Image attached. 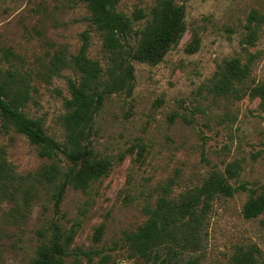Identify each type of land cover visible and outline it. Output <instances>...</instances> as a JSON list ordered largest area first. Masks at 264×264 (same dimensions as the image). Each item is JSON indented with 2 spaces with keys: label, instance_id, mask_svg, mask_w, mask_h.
<instances>
[{
  "label": "rangeland",
  "instance_id": "obj_1",
  "mask_svg": "<svg viewBox=\"0 0 264 264\" xmlns=\"http://www.w3.org/2000/svg\"><path fill=\"white\" fill-rule=\"evenodd\" d=\"M186 8V31L158 64L133 60L132 95L121 91L106 98L94 120L92 146L99 157L113 161L108 175L87 191L69 187L56 214L41 190L25 218H11L13 202L0 203V264H23L35 254L37 230L59 218L77 230L64 264H150L133 256L124 240L147 220L166 190L171 196L200 186L214 171L226 175L232 162L241 166L231 183L251 191L217 196L206 225L201 250L186 258L199 264H226L237 246L257 245L264 255V213L246 219L244 203L264 192V107L259 97L241 99L214 91L221 65L231 58H252L246 86L264 83V0H176ZM156 0H120L118 10L135 18ZM146 18L134 21V30ZM91 34L88 55L106 66L100 34L79 0H0V70L31 72V98L24 111L41 119L47 132L63 140L67 78L71 69L47 78L44 71L57 51L66 55L81 47L82 33ZM249 34H257L248 43ZM133 46L136 39L132 38ZM37 72H42L38 74ZM28 79V78H27ZM0 149L14 170L35 173L50 160L37 145L0 122ZM78 223V224H76ZM93 252L88 257L84 252ZM96 252V253H94ZM183 264H186L184 261Z\"/></svg>",
  "mask_w": 264,
  "mask_h": 264
},
{
  "label": "trees",
  "instance_id": "obj_2",
  "mask_svg": "<svg viewBox=\"0 0 264 264\" xmlns=\"http://www.w3.org/2000/svg\"><path fill=\"white\" fill-rule=\"evenodd\" d=\"M90 12L91 25L100 34L106 66L88 55L91 34L82 33L83 43L76 53L57 51L43 74L50 78L64 69L68 77L70 97L65 98L66 113L62 118V141L51 136L41 119L30 117L24 106L31 98L29 76L14 68L0 70L1 129H15L37 145L39 154L50 160L35 173L20 174L14 170L0 149V203L13 202L11 218L21 221L30 211L38 193L49 195L56 214L65 212L61 204L69 187L87 191L91 184L108 175L113 161L95 154L92 146L94 120L106 98L124 91L132 95L135 82L133 60L158 64L168 50L179 43L186 31V8L176 0H156L148 12L139 8L132 18L118 10L120 0H79ZM146 18L144 26L134 30V21ZM257 34H249L248 43L256 42ZM136 39L133 46L131 39ZM252 58L226 60L217 74L214 91L219 95L241 99L246 95L259 97L264 107V83L246 86L252 71ZM42 74V72H37ZM28 78V79H27ZM241 166L232 162L228 175L214 171L200 186L171 196L168 190L154 207L145 208L148 220L135 231H127L124 240L131 255L150 264H199V258H186L188 251L201 250L207 236L206 225L217 196H234L251 191L246 184L235 185L229 177L237 176ZM264 213V192L250 194L242 214L246 219ZM78 224V223H76ZM64 227L59 218L47 219L37 230L38 245L34 256L23 264H64L77 230ZM96 253V252H94ZM91 257L93 252H84ZM226 264H264L262 250L255 244L237 246Z\"/></svg>",
  "mask_w": 264,
  "mask_h": 264
},
{
  "label": "built area",
  "instance_id": "obj_3",
  "mask_svg": "<svg viewBox=\"0 0 264 264\" xmlns=\"http://www.w3.org/2000/svg\"><path fill=\"white\" fill-rule=\"evenodd\" d=\"M121 264H124L123 262H121Z\"/></svg>",
  "mask_w": 264,
  "mask_h": 264
}]
</instances>
